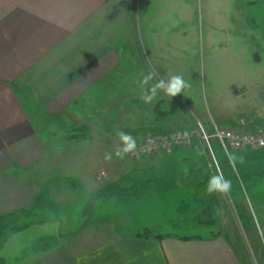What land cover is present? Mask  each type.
<instances>
[{"label":"crops","instance_id":"obj_1","mask_svg":"<svg viewBox=\"0 0 264 264\" xmlns=\"http://www.w3.org/2000/svg\"><path fill=\"white\" fill-rule=\"evenodd\" d=\"M157 1L150 0L144 11L147 16L152 15V5ZM167 1L166 5L172 2L176 6V0ZM240 1L250 7L248 17L253 29H264V0ZM139 5V0H0V215L30 209L40 193L36 182L24 174L47 155L40 127L48 131L65 127L71 119L77 122L72 127L96 119L83 117V102L105 120L101 129L106 131L94 133L106 139L112 136L109 120L117 111L109 105L114 104L115 97L108 100L106 92L99 96L95 89L113 90L110 73L114 68L123 74V80H137L139 97L143 94L140 82L147 74L146 41ZM131 24L136 26L131 28ZM120 32H125L126 40L131 33L136 34L141 57L136 63L123 60L125 54L114 48ZM151 37V54L157 61L163 52L162 43L153 34ZM249 92L252 99L240 104L243 115L218 125L254 129L261 123L264 86L256 84ZM126 105L120 107V112L129 107L126 114L118 115L123 120L126 115H134L129 109L136 111V123L124 131L135 139L139 131L146 135L197 126L183 116L185 125L179 120L181 116L160 108L154 110L155 117L148 118L146 109ZM242 119L246 124H241ZM91 193L87 192V198ZM119 220L117 215L96 218L93 210L86 211L80 226L61 235L53 248L32 250L31 245L30 253H24L28 258L25 264H242L238 251L222 235L185 239L167 233L159 237L151 226L130 227L135 217L123 219L124 223ZM146 227L153 232L139 235Z\"/></svg>","mask_w":264,"mask_h":264},{"label":"rangeland","instance_id":"obj_2","mask_svg":"<svg viewBox=\"0 0 264 264\" xmlns=\"http://www.w3.org/2000/svg\"><path fill=\"white\" fill-rule=\"evenodd\" d=\"M167 2L158 0L153 4L151 16H147L144 11L141 13V30L146 41V73L155 71L159 78L178 74L183 76L190 87L171 98L158 91L152 103H145L141 95L139 97L138 81L123 80V74L114 68V72L110 73L113 77V90L108 92L105 89H95L99 96L106 92L104 96L108 100L115 97L114 104L109 105L117 111L114 119L109 120L111 125L108 127L112 136L106 139L94 133L106 131L101 129L105 120H100L99 112L95 116L93 107L83 106V102L80 103L84 111L83 117L96 118L82 121L89 128H82V124L72 127L77 123L73 119L67 124L64 121L66 129L61 127L45 131V128L40 127L41 138L47 142V155L24 174L36 182L35 188H39L42 200L49 199V203L47 207L40 203L29 210V214L22 213L17 221H11V226L22 228L0 245V258H3L6 264H25L28 258L26 259L24 253H30L29 247L39 239L53 236H58L59 239L61 235L79 227L84 213L88 211L87 192H98L110 182L121 181L134 163H145L143 156L134 157L130 153L121 159L115 155L116 148L122 147L117 132L127 131V126L136 123V111L130 109L128 111L134 115H126L121 120L120 115H125L129 108L120 112L121 104L146 109L148 118L155 117L154 110L160 108L162 111L171 112L175 117L181 116L179 120L185 125V120L181 121L183 116L197 125L181 129H194L202 133L204 128L211 134L214 123L223 124L232 116L236 118L243 115L244 108L240 104L252 99L249 95L251 87L256 84L264 86V29H253L248 17V5H244L240 0H176V6H173L172 2L171 5H166ZM136 22L138 29V21ZM130 26L134 28L136 24ZM127 27L124 26V29ZM151 34L156 41L160 39L162 43L160 48L163 52L157 61L151 54V44H154ZM119 35L122 36L114 41V48L125 54L122 56L123 60L133 59L136 63L139 56L136 34L131 33L130 40L123 39L125 32H120ZM140 47L144 49L143 45ZM257 56L261 57V60H256ZM139 58L141 59L140 56ZM155 83L154 79L149 85ZM101 85L99 84L100 87ZM240 91L246 93L240 95ZM236 97H240L239 102L235 101ZM46 132L48 136L44 135ZM75 133H86L90 136L73 137ZM199 133H196L198 138L204 141ZM138 134L136 143L145 136L140 131ZM216 140L212 137L209 142L203 143L213 150L212 146ZM105 153L113 154L110 161L104 160ZM218 155L222 157V154ZM234 155L239 159L244 157V152H236ZM157 160L158 157H155L150 162ZM102 172L104 174L100 176ZM98 175L99 179L96 178ZM73 182H79L80 185ZM258 187L252 191L244 189L243 194L237 197L243 212L251 218V224L243 225L237 209L233 207L230 193L226 194L230 206L221 209L224 221L221 228L224 231L228 229L233 237L242 264H264V183ZM191 199L185 190L175 189L163 194L143 196L128 205H118L114 199L100 201L94 206L93 212L96 218L99 215H117L122 223L126 221L123 219L128 220L132 216L135 221H132L130 227L141 224L151 226L160 234L173 233L180 236L199 233L209 236L210 230L217 231V226L174 224L173 219L180 218L178 206L182 201L190 202ZM51 205L56 208L49 207ZM136 223L138 225H135Z\"/></svg>","mask_w":264,"mask_h":264},{"label":"trees","instance_id":"obj_3","mask_svg":"<svg viewBox=\"0 0 264 264\" xmlns=\"http://www.w3.org/2000/svg\"><path fill=\"white\" fill-rule=\"evenodd\" d=\"M149 4L150 0H140V10H147ZM81 127L89 128L88 125L84 124ZM72 136L88 137L90 134L75 133ZM203 140L206 141L205 139ZM204 141L196 135L191 146L178 145L170 150L156 151L153 154L143 155L145 163H134L133 167L125 172L121 181L110 182L98 192L90 194L88 211H92L94 205L99 201L114 199L118 205H128L146 195L163 194L175 189L185 190L192 199L190 202L182 201L178 206L180 218L173 219L174 224L196 227L217 226V231L210 230V236L222 235L235 247L234 239L228 229L224 231L221 228L224 222L221 209L224 206H230L227 195L218 192L209 194L207 192V184L210 178L216 174H222L225 179L231 180L230 197L233 207L237 209L238 216L244 226L251 224V218L243 212V207L237 197L243 194L244 189L252 191L253 189H258V186L264 183V152L262 153L264 147L232 148L230 150L232 155L236 152H244L242 162L241 158L237 159L234 170L229 164L228 153L218 140L213 144V150L209 148L208 144H204ZM218 154H222V157H219ZM155 157H158L157 162H150ZM147 160H149L148 163ZM73 183L76 184L75 182ZM77 184L80 185L79 182ZM42 197L41 194L37 195L33 206L28 210L11 211L0 215V245L4 244L13 232L22 228L21 226H11V221H17L22 213L29 214V210H32L40 203L42 206H48L49 199L42 200ZM49 207L56 208V206L52 205ZM152 232V230L145 228L140 231L139 235L148 236ZM168 234L171 235L173 233ZM168 234H157L156 236L162 237ZM180 237L185 239L202 238L203 235L195 233L180 235ZM57 242L58 236L43 237L34 243L31 248L32 250H48L53 248ZM0 264H6L3 258H0Z\"/></svg>","mask_w":264,"mask_h":264},{"label":"built area","instance_id":"obj_4","mask_svg":"<svg viewBox=\"0 0 264 264\" xmlns=\"http://www.w3.org/2000/svg\"><path fill=\"white\" fill-rule=\"evenodd\" d=\"M263 120L254 129H248L246 127L235 128L220 126L217 123L213 124V131L211 134L203 128L202 133L196 130L185 129H171L161 131L153 134H147L136 143V150L131 153L132 156L138 157L143 155L153 154L156 151L170 150L175 146H191L194 137L199 133L203 139L207 142L210 138L217 139L223 149L230 154L232 148L246 149L254 147H264V104L262 105ZM241 124H246L244 119L241 120ZM187 132L188 136L184 137V133ZM104 172L100 173L103 176Z\"/></svg>","mask_w":264,"mask_h":264},{"label":"clouds","instance_id":"obj_5","mask_svg":"<svg viewBox=\"0 0 264 264\" xmlns=\"http://www.w3.org/2000/svg\"><path fill=\"white\" fill-rule=\"evenodd\" d=\"M156 80V83L148 87L149 82L152 80ZM141 87L144 89L143 94L141 95V99L145 101V103H151L157 96L158 91H162L168 97H174L177 94H180L184 91L185 88L190 87V84L185 81L183 76L181 75H170L167 78H159L158 73L155 71H150L148 74L143 76V80L140 82ZM117 135L122 144V147L118 146L115 151V155L121 159L125 157V155L133 153L136 150L137 144L135 137L127 134L123 131H118ZM184 137L188 136V133L185 132ZM112 153H105L104 160L110 161L112 159ZM237 157L232 154H228L229 164L235 170V165L237 161ZM242 162V158H241ZM232 189L231 180L225 179L222 174L213 175L208 184H207V192L212 194L214 192H218L220 194H229Z\"/></svg>","mask_w":264,"mask_h":264}]
</instances>
